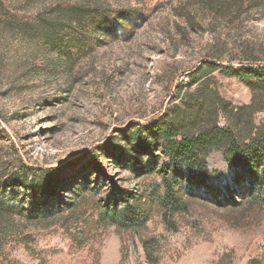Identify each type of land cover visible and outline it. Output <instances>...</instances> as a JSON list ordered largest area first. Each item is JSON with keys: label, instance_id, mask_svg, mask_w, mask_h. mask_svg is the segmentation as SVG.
Masks as SVG:
<instances>
[{"label": "rangeland", "instance_id": "374dc122", "mask_svg": "<svg viewBox=\"0 0 264 264\" xmlns=\"http://www.w3.org/2000/svg\"><path fill=\"white\" fill-rule=\"evenodd\" d=\"M160 1L0 0V208L8 209L0 210V248L15 264H38L39 257L42 264H249L264 259V213L242 215V210L201 201L170 218L175 229L157 205L139 232L96 229V199L120 188L145 197L162 193L153 174L138 176L113 158L105 164V175L87 167L88 187L95 185L97 193H81L89 204H82L79 213L86 211L77 219L64 211L53 221L27 222L19 212L27 201L24 185L8 186L11 180L24 181L29 169L47 166L60 167V187L83 188L84 180L75 177L96 146L162 111L176 81H186L206 53L233 65L243 49L264 58V13L259 10L230 25L204 16L196 1ZM69 4L129 12L133 23L95 36L90 49L68 58L48 39L53 26L66 19L57 15V7ZM213 82L233 105L249 104L251 94L242 82L218 73ZM263 118L264 112L257 113L254 122ZM206 161L221 182L231 177L219 152ZM73 197L63 193L62 203ZM69 238L84 244L77 248ZM141 239L152 241L148 258ZM25 244L43 254L30 261Z\"/></svg>", "mask_w": 264, "mask_h": 264}, {"label": "trees", "instance_id": "16d2710c", "mask_svg": "<svg viewBox=\"0 0 264 264\" xmlns=\"http://www.w3.org/2000/svg\"><path fill=\"white\" fill-rule=\"evenodd\" d=\"M193 1L207 18L230 25H238L251 10L264 13V0ZM164 2L166 0L160 1ZM57 9V15L66 19L53 26L48 40L52 46L64 50L68 58L78 57L90 49L95 36L102 34L105 37L133 23L128 19L129 12L108 10L98 5L69 4ZM189 23L195 28L194 22ZM238 60L236 65L225 64L221 57L206 53L201 62L190 68L185 75L186 81H176L169 103L162 111L148 121L121 130L120 137L113 136L96 146L89 163L82 165L75 177L84 180L83 188L73 183L69 187H60V167H33L27 176L22 170L24 181L11 180L8 184L9 187H25L27 201L19 209L22 217L27 222H49L67 211L75 219L80 218L86 211L79 213L82 204H89L81 193H97L95 185L88 187L91 174L86 169L105 175V164L110 158L127 165L138 176L153 174L159 179L162 193L154 195L152 192L145 197L120 188L103 199H96L92 203L97 211L93 223L96 229L114 226L120 231L139 232L145 229L156 205L167 225L175 229L170 218L188 213L195 201L211 203L223 210H242V215L256 217L263 214L264 118L255 123L254 115L264 112V58L243 49ZM214 73L245 84L251 94L249 104L235 106L225 100L214 85ZM220 120L224 121L223 125ZM212 152H219L225 166L232 171L228 180L221 182L218 172L210 169L206 158ZM153 154L154 160L146 159ZM63 193L74 197L63 204ZM78 233L85 237L84 230ZM141 240L142 250L148 258L154 248L152 241ZM70 241L77 248L84 244ZM26 246L28 244L23 248L30 261L43 254L38 252L36 255L34 247L28 249ZM38 260V264H42L43 258ZM0 264H15L1 248ZM249 264H264V259L253 258Z\"/></svg>", "mask_w": 264, "mask_h": 264}]
</instances>
